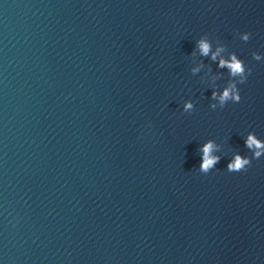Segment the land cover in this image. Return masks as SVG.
Instances as JSON below:
<instances>
[{
    "label": "water",
    "instance_id": "1",
    "mask_svg": "<svg viewBox=\"0 0 264 264\" xmlns=\"http://www.w3.org/2000/svg\"><path fill=\"white\" fill-rule=\"evenodd\" d=\"M229 53L252 72L213 110ZM249 132L264 0H0V264H264V156L226 170Z\"/></svg>",
    "mask_w": 264,
    "mask_h": 264
},
{
    "label": "clouds",
    "instance_id": "2",
    "mask_svg": "<svg viewBox=\"0 0 264 264\" xmlns=\"http://www.w3.org/2000/svg\"><path fill=\"white\" fill-rule=\"evenodd\" d=\"M250 35V33L245 32L243 33L242 39L244 41H248ZM197 47L201 56H209L211 50L210 41L205 38H200L197 41ZM222 51H224V49L218 47L215 52H211V60L216 61L217 56ZM251 55L252 58L256 61H260L262 59L261 55L256 52H252ZM217 66L220 68L226 67L229 70V77L231 79H229L226 85L223 86L219 91L217 90L218 87H213L210 96V100L213 102L209 104V107L213 110L217 108L222 109L229 102H240L241 96L239 94L237 85L245 83L247 77L252 72V69L246 68L244 62L239 59L235 53H229V57L227 59L221 58ZM198 70V68L192 69L193 72H196ZM237 77L238 79H236ZM193 109L194 103L192 101H186L183 104L184 113H191ZM147 127L151 129V123H149ZM244 144L251 152V158L234 153L226 165V170L228 172H245L251 165V161L253 159H259L264 156V142L257 139L253 133H248L247 139L244 141ZM221 147V144L216 143L212 139H208L200 145V147L197 149L200 154V164L198 167V171L200 173L206 175L215 168V166L221 160L222 156L213 153L214 150L216 153H220Z\"/></svg>",
    "mask_w": 264,
    "mask_h": 264
}]
</instances>
